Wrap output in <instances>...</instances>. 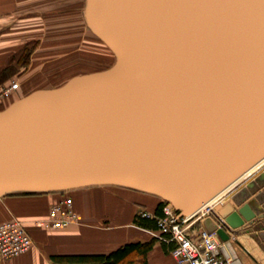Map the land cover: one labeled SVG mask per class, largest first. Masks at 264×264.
<instances>
[{
  "label": "water",
  "instance_id": "95a60500",
  "mask_svg": "<svg viewBox=\"0 0 264 264\" xmlns=\"http://www.w3.org/2000/svg\"><path fill=\"white\" fill-rule=\"evenodd\" d=\"M84 8L114 61L0 110V195L125 186L264 239V0Z\"/></svg>",
  "mask_w": 264,
  "mask_h": 264
},
{
  "label": "crops",
  "instance_id": "0c3cea01",
  "mask_svg": "<svg viewBox=\"0 0 264 264\" xmlns=\"http://www.w3.org/2000/svg\"><path fill=\"white\" fill-rule=\"evenodd\" d=\"M17 2L0 0V19L4 11H10L11 15L17 14ZM9 25L11 27H5V31H1L0 26V46L4 43L12 45L13 40L22 34L18 32L19 29H13L14 24ZM9 31L15 32L4 39L5 33ZM2 57L0 53V63ZM69 194L76 221L58 228L43 227L39 221L46 217L50 205L63 193L0 195V222L18 219L32 239V245L25 252L9 259H0V264H52L51 255L109 253L124 243L149 240L153 242L146 252L145 262L138 259L134 264H176L171 255L174 242L168 240L167 235L157 228L133 222L139 206L144 205L149 209L155 207L157 199L154 197L111 186L82 187L69 190ZM227 200L229 196L223 197L220 202L225 203ZM205 215L189 220L187 226L191 236L194 237L198 229L204 228L202 217ZM255 234L256 231L233 230L227 240H221L224 251L235 256L234 264H264V239Z\"/></svg>",
  "mask_w": 264,
  "mask_h": 264
},
{
  "label": "rangeland",
  "instance_id": "374dc122",
  "mask_svg": "<svg viewBox=\"0 0 264 264\" xmlns=\"http://www.w3.org/2000/svg\"><path fill=\"white\" fill-rule=\"evenodd\" d=\"M85 1L18 0L17 14L3 12L1 31L14 24L13 29H19L22 34L12 45L4 43L0 46L3 56L0 67L9 62L16 65V71L0 84V89L13 80L20 87L0 101V108L14 96L37 88L54 87L71 75L102 69L111 63L110 51L97 40L85 19ZM14 32L5 33L4 39ZM36 39L38 44L31 52L28 65L16 64L19 51Z\"/></svg>",
  "mask_w": 264,
  "mask_h": 264
},
{
  "label": "built area",
  "instance_id": "2783aa9c",
  "mask_svg": "<svg viewBox=\"0 0 264 264\" xmlns=\"http://www.w3.org/2000/svg\"><path fill=\"white\" fill-rule=\"evenodd\" d=\"M19 83L11 81L0 89V101L10 92L17 90ZM206 207L202 213H208ZM142 216H152L149 211L139 210ZM187 217H181L170 205L162 206L161 215L156 217L157 229L174 242L171 255L176 264H234L235 256L224 251L223 243L215 230L204 228L197 230L193 237L188 232ZM76 221L73 201L69 195H63L49 207L45 218L39 221L46 228L62 227ZM32 245V239L18 219L12 218L0 222V259L5 260L25 252Z\"/></svg>",
  "mask_w": 264,
  "mask_h": 264
},
{
  "label": "trees",
  "instance_id": "16d2710c",
  "mask_svg": "<svg viewBox=\"0 0 264 264\" xmlns=\"http://www.w3.org/2000/svg\"><path fill=\"white\" fill-rule=\"evenodd\" d=\"M96 38L98 41L104 44V46L110 51L112 55L111 57L112 61L107 66L109 67L114 61V58H115L114 53L100 38H98L97 36ZM37 44H38V40L36 39L31 45H24L21 51H19V56L16 58V64L27 66L29 63L31 52L34 50ZM97 70H101V69H93L90 71L81 72L79 74L97 71ZM14 71H16V65L15 64L13 65L10 62L0 67V84L8 80ZM72 76L73 75L65 78L62 82H60L56 86L63 84L65 81H67ZM28 92L24 93V95L27 94ZM18 97L19 95L14 96L5 105L3 104L0 109H3L4 107H6L10 102L17 99ZM107 186L128 189V190L135 191L138 193L150 195L151 197H154L155 199H157V203L153 209H149L148 207L141 205L138 207L139 209H137L133 217V222L140 226L157 228L156 227V217L161 215L162 206L168 203L165 199H162L161 197L157 195L139 191V190H136L130 187L117 186V185H107ZM89 187H92V186H89ZM50 192H61L63 193V195L71 196L69 194V190H66V191H18V192L6 193L5 195H35V194H43V193H50ZM139 210L149 211L152 213V216H142L139 213ZM152 242L153 240L143 241V242H140V241L128 242V243H124L120 245L119 247H117L113 251H110L109 253L58 254V255H51L50 259L52 261V264H134V262L138 261V259H140V261L144 263L146 252L151 247Z\"/></svg>",
  "mask_w": 264,
  "mask_h": 264
},
{
  "label": "bare ground",
  "instance_id": "6f19581e",
  "mask_svg": "<svg viewBox=\"0 0 264 264\" xmlns=\"http://www.w3.org/2000/svg\"><path fill=\"white\" fill-rule=\"evenodd\" d=\"M255 167L254 166H252L249 170L251 171V170H253ZM229 188V186L227 187V188H225V190L224 191H226L227 189Z\"/></svg>",
  "mask_w": 264,
  "mask_h": 264
}]
</instances>
